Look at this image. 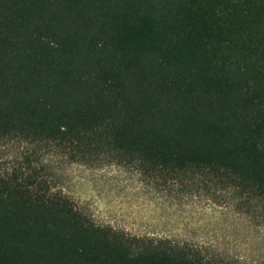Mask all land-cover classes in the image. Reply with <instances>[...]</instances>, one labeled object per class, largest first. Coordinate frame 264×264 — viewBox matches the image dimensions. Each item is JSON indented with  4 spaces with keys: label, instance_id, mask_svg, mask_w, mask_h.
<instances>
[{
    "label": "trees",
    "instance_id": "obj_1",
    "mask_svg": "<svg viewBox=\"0 0 264 264\" xmlns=\"http://www.w3.org/2000/svg\"><path fill=\"white\" fill-rule=\"evenodd\" d=\"M17 141L264 217V0H0V142ZM23 163L0 170V264H212L97 225Z\"/></svg>",
    "mask_w": 264,
    "mask_h": 264
},
{
    "label": "rangeland",
    "instance_id": "obj_2",
    "mask_svg": "<svg viewBox=\"0 0 264 264\" xmlns=\"http://www.w3.org/2000/svg\"><path fill=\"white\" fill-rule=\"evenodd\" d=\"M25 159L97 225L201 247L212 264H264V217L239 211L222 192L151 181L115 163L86 166L44 143L0 142V170Z\"/></svg>",
    "mask_w": 264,
    "mask_h": 264
}]
</instances>
